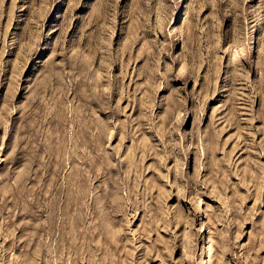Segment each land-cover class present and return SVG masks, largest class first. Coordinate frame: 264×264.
Wrapping results in <instances>:
<instances>
[{
    "label": "rangeland",
    "instance_id": "obj_1",
    "mask_svg": "<svg viewBox=\"0 0 264 264\" xmlns=\"http://www.w3.org/2000/svg\"><path fill=\"white\" fill-rule=\"evenodd\" d=\"M0 264H264V0H0Z\"/></svg>",
    "mask_w": 264,
    "mask_h": 264
},
{
    "label": "bare ground",
    "instance_id": "obj_2",
    "mask_svg": "<svg viewBox=\"0 0 264 264\" xmlns=\"http://www.w3.org/2000/svg\"><path fill=\"white\" fill-rule=\"evenodd\" d=\"M198 201H201V200H198ZM198 204H199V203H198ZM199 205H200V204H199ZM196 208H197V207H196ZM201 208H202V207H201ZM201 208H200V209H201Z\"/></svg>",
    "mask_w": 264,
    "mask_h": 264
}]
</instances>
